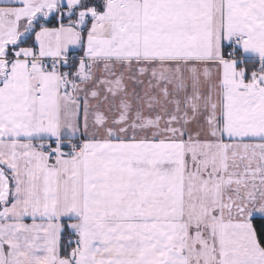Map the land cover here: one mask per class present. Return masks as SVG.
<instances>
[{"label":"snow or ice","instance_id":"6c2138e0","mask_svg":"<svg viewBox=\"0 0 264 264\" xmlns=\"http://www.w3.org/2000/svg\"><path fill=\"white\" fill-rule=\"evenodd\" d=\"M0 264H264V0H0Z\"/></svg>","mask_w":264,"mask_h":264}]
</instances>
